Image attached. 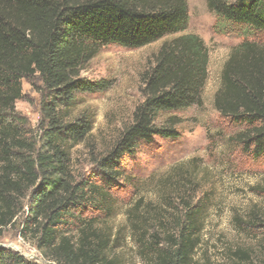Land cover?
Returning a JSON list of instances; mask_svg holds the SVG:
<instances>
[{"label":"trees","instance_id":"1","mask_svg":"<svg viewBox=\"0 0 264 264\" xmlns=\"http://www.w3.org/2000/svg\"><path fill=\"white\" fill-rule=\"evenodd\" d=\"M214 30L243 39L224 69L215 99L220 116L239 132L232 141L244 154L264 160V49L251 39L264 36V0H206ZM186 0H0V231L14 224L28 193L24 225L43 257L56 264H119L98 214L111 211V191L121 187L128 160L140 145L178 136L174 118L161 115L203 105L209 53L197 35L165 43L141 76L144 101L113 147L85 181L75 183L71 150L92 131L91 122H68L61 108L77 94L109 90L110 81H90L81 72L102 49H139L189 27ZM39 76L48 102L39 140L29 139L16 112L22 81ZM154 264H189L199 246L201 210L185 203ZM136 228V225H134ZM1 236V234H0ZM157 235L154 234L153 238ZM27 264L0 249V264Z\"/></svg>","mask_w":264,"mask_h":264},{"label":"rangeland","instance_id":"2","mask_svg":"<svg viewBox=\"0 0 264 264\" xmlns=\"http://www.w3.org/2000/svg\"><path fill=\"white\" fill-rule=\"evenodd\" d=\"M186 1L190 21L185 32L139 49L106 47L81 72L83 78L110 81L112 86L102 93L77 94L73 107L60 109L68 122L86 118L92 125L86 139L71 150L72 177L79 183L93 174L96 161L133 122L136 107L144 101L141 76L161 47L177 37L197 35L209 53L203 105L160 116L159 124L177 121L178 136L139 146L126 163L121 187L111 191L110 213L98 214L99 225L109 233L111 259L154 264L176 229L178 210L189 203L200 208L202 218L200 243L189 264H264V160L242 152L232 141L239 130L215 108L224 69L243 39L215 32L216 17L206 0ZM251 41L264 49V36ZM22 89L16 112L25 119L29 139L39 140L47 125L42 111L47 91L38 75L23 80ZM28 200L26 193L14 224L0 231V249L18 254L27 264H56L43 257L29 231L23 235Z\"/></svg>","mask_w":264,"mask_h":264}]
</instances>
